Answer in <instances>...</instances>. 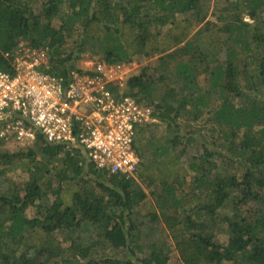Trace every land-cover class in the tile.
<instances>
[{
    "label": "trees",
    "instance_id": "1",
    "mask_svg": "<svg viewBox=\"0 0 264 264\" xmlns=\"http://www.w3.org/2000/svg\"><path fill=\"white\" fill-rule=\"evenodd\" d=\"M21 42L64 82L153 59L122 94L159 123L135 128L137 179L41 138L0 151V264H264V0H0V70Z\"/></svg>",
    "mask_w": 264,
    "mask_h": 264
},
{
    "label": "built area",
    "instance_id": "2",
    "mask_svg": "<svg viewBox=\"0 0 264 264\" xmlns=\"http://www.w3.org/2000/svg\"><path fill=\"white\" fill-rule=\"evenodd\" d=\"M9 71L0 70V140L27 149L45 143L79 148L97 168L137 179L139 156L135 128L158 123L150 105L124 96L127 76L141 61L109 64L84 59L81 72L68 82L43 71L49 51L21 42L4 55Z\"/></svg>",
    "mask_w": 264,
    "mask_h": 264
},
{
    "label": "rangeland",
    "instance_id": "3",
    "mask_svg": "<svg viewBox=\"0 0 264 264\" xmlns=\"http://www.w3.org/2000/svg\"><path fill=\"white\" fill-rule=\"evenodd\" d=\"M244 20L245 21H248V22H251V20L248 19L245 16H244ZM134 59L136 61H141V65H140L139 69L142 66L146 65V64H151L152 61H153V59L146 60V59H139L138 57H135ZM76 65L79 66V67H84L85 66L83 60L77 62ZM0 142H1V145H0V151L1 152L4 151V152H10V153H12V152H17V151H19L21 149V147H19V145H17V144L11 145V144H9V143H7L5 141H0ZM191 147H192V149H194L193 146H191ZM27 149H29V148H27ZM60 174H61V171H60V167L58 165L51 166L49 176L51 177V180H52V183L54 184V186H57V185L60 184V179H59ZM8 177L10 178V180L12 182H14V183H20L22 181H25L28 178V171L25 172L22 168L19 167L16 170H13V171L9 172L8 173ZM141 185H143L144 190L150 196V194H151L150 188H146L145 187V184H141ZM34 213H35V210L32 207H29L27 209V216L29 218H32L34 216ZM218 239L222 243H225L227 241V237L224 236V235L219 236ZM172 259H173V264H177L178 263V261H177L178 258H177V255L175 253L173 254Z\"/></svg>",
    "mask_w": 264,
    "mask_h": 264
}]
</instances>
